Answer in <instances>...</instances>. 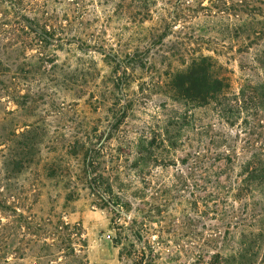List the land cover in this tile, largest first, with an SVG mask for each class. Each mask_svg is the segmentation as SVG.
Returning a JSON list of instances; mask_svg holds the SVG:
<instances>
[{
  "label": "rangeland",
  "instance_id": "1",
  "mask_svg": "<svg viewBox=\"0 0 264 264\" xmlns=\"http://www.w3.org/2000/svg\"><path fill=\"white\" fill-rule=\"evenodd\" d=\"M0 264H264V0H0Z\"/></svg>",
  "mask_w": 264,
  "mask_h": 264
},
{
  "label": "trees",
  "instance_id": "2",
  "mask_svg": "<svg viewBox=\"0 0 264 264\" xmlns=\"http://www.w3.org/2000/svg\"><path fill=\"white\" fill-rule=\"evenodd\" d=\"M208 62V59L203 58L200 63H195L187 74V78L190 80L186 83L182 82L180 85L174 84V88L181 98L190 100V98L200 96V100L203 101L209 96L212 97L222 92L223 82L213 79Z\"/></svg>",
  "mask_w": 264,
  "mask_h": 264
}]
</instances>
